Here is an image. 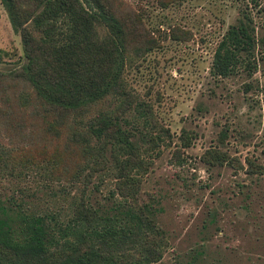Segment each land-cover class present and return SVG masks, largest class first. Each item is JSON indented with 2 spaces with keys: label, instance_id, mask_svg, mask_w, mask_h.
Masks as SVG:
<instances>
[{
  "label": "rangeland",
  "instance_id": "rangeland-1",
  "mask_svg": "<svg viewBox=\"0 0 264 264\" xmlns=\"http://www.w3.org/2000/svg\"><path fill=\"white\" fill-rule=\"evenodd\" d=\"M111 3L127 40L123 76L149 121L139 126L136 118L135 136L140 156L150 160L137 175L135 201L153 208L162 231L161 255L148 264H264V0ZM241 11L262 37L256 67L214 75L215 42ZM22 62L19 34L0 2V203L13 208L41 203L58 185L44 175L55 168L56 140L43 137L32 112L31 87L18 75ZM215 149L229 159L206 161L203 154ZM244 156L260 164L257 171L246 170ZM88 187L93 204L110 209L118 198L107 196L115 189L109 172L94 173Z\"/></svg>",
  "mask_w": 264,
  "mask_h": 264
},
{
  "label": "trees",
  "instance_id": "trees-1",
  "mask_svg": "<svg viewBox=\"0 0 264 264\" xmlns=\"http://www.w3.org/2000/svg\"><path fill=\"white\" fill-rule=\"evenodd\" d=\"M0 2L19 34L23 62L18 75L31 87L32 112L39 114L43 137L56 140L55 170L52 165L44 175H53L58 183L48 187V199L41 203L18 202L15 208L0 203V264L157 260L162 231L153 208L135 201L137 175L150 162L140 156L144 148L135 138L140 136L136 118L142 117L139 126L149 121L144 103L123 76L128 56L122 18L111 0ZM258 40L262 37L255 36L250 16L241 11L216 40L209 70L218 76L250 73ZM104 100L111 105H103ZM203 157L209 163L229 159L217 149ZM244 158L246 170H258L260 164ZM99 170L114 177L115 189L107 196L116 193L118 198L110 209L89 199L88 184Z\"/></svg>",
  "mask_w": 264,
  "mask_h": 264
}]
</instances>
